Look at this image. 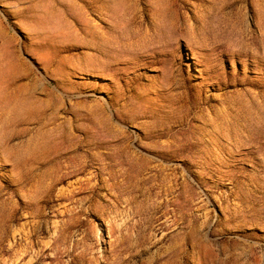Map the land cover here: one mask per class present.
Masks as SVG:
<instances>
[{
	"label": "rangeland",
	"instance_id": "rangeland-1",
	"mask_svg": "<svg viewBox=\"0 0 264 264\" xmlns=\"http://www.w3.org/2000/svg\"><path fill=\"white\" fill-rule=\"evenodd\" d=\"M97 1L0 0V264H264V0Z\"/></svg>",
	"mask_w": 264,
	"mask_h": 264
},
{
	"label": "bare ground",
	"instance_id": "bare-ground-1",
	"mask_svg": "<svg viewBox=\"0 0 264 264\" xmlns=\"http://www.w3.org/2000/svg\"><path fill=\"white\" fill-rule=\"evenodd\" d=\"M84 1H86V0H84ZM99 1V0H98ZM97 1V2H98ZM101 2V1H100ZM106 2V1H105ZM112 2V1H111ZM94 3V2H93ZM90 5V4H89ZM105 6H106V4H105ZM82 10V9H81ZM71 11V10H70ZM96 11H98L100 14H104V12L105 11H107V9H105V8H101V9H99V8H97L96 9ZM84 13V12H83ZM132 20H134V18H132ZM129 21V20H128ZM132 23V22H131ZM174 24V23H173ZM177 24V23H176ZM164 26V25H163ZM171 26V25H170ZM133 27V26H132ZM127 29H129V28H127ZM176 29H179V27H178V24H177V27H176ZM166 31H167V29H166ZM169 31V30H168ZM170 32V31H169ZM135 34V33H134ZM179 34V33H178ZM137 35V34H136ZM135 35V36H136ZM128 36V35H127ZM140 36V35H139ZM120 38H122V37H120ZM126 38V37H125ZM133 39H134V37H133ZM125 40V39H124ZM117 43L118 42H120V41H116ZM125 42V41H124ZM128 42V41H127ZM102 43V42H101ZM106 43V42H105ZM104 43V44H105ZM119 44V43H118ZM120 45V44H119ZM122 45V44H121ZM121 45H120V47H121ZM124 46H125V44H124ZM107 47V46H106ZM113 47V46H112ZM114 48V47H113ZM117 49V48H116ZM129 49V48H128ZM120 51H123V50H120ZM125 51H126V49H125ZM130 52V51H129ZM82 164V163H81ZM85 164V163H84ZM86 185V184H85ZM41 227V226H40ZM35 230V229H34ZM35 233V232H34ZM37 234V233H36ZM65 236V235H64ZM15 237V236H14ZM68 237V236H67ZM56 241V240H55ZM60 242V241H59ZM12 248H14V247H12ZM8 250H10V249H8ZM15 250V249H14ZM14 252V251H13ZM27 252H29V251H27ZM24 253H26V252H24ZM86 253V252H85ZM23 255H25V254H23ZM39 255V254H38ZM41 255V254H40ZM43 256H44V254L43 255H41V257L40 258H43ZM20 257H23V256H20ZM79 258H82V261L83 262H85V263H88V264H98V262L99 261H96L95 259H92V258H90V259H88V258H86V255L85 254H80L79 255ZM98 259V258H97ZM100 264H101V262H99Z\"/></svg>",
	"mask_w": 264,
	"mask_h": 264
}]
</instances>
